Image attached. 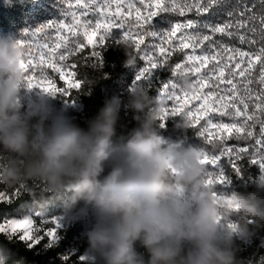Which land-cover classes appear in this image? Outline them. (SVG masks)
Wrapping results in <instances>:
<instances>
[{
    "label": "clouds",
    "instance_id": "1",
    "mask_svg": "<svg viewBox=\"0 0 264 264\" xmlns=\"http://www.w3.org/2000/svg\"><path fill=\"white\" fill-rule=\"evenodd\" d=\"M25 59L19 40H0V184L90 208L87 251L96 264H237L235 238L251 233L229 217L264 223V175L225 204L208 183L203 153L163 135L162 105L139 87L124 103L137 124L126 139L118 136L119 97L86 128L58 112L49 99L55 94L40 87L22 107ZM189 126L187 118L176 124Z\"/></svg>",
    "mask_w": 264,
    "mask_h": 264
},
{
    "label": "snow or ice",
    "instance_id": "2",
    "mask_svg": "<svg viewBox=\"0 0 264 264\" xmlns=\"http://www.w3.org/2000/svg\"><path fill=\"white\" fill-rule=\"evenodd\" d=\"M75 2L84 9L90 7L85 0ZM222 3L223 0H138V3L137 0H103V3L91 0V4L96 5L95 11L101 17L107 16L106 19L82 20L81 17L88 16V11L79 16L73 12L72 23L49 22L25 35L34 39L20 41L25 50L22 66L27 87H40L54 94L79 89V81L69 83L68 88H57L48 70L58 73L61 80H65L66 74L76 76L80 61L99 58L98 49L105 45L113 29H120L123 43L137 51L146 46L142 58L147 66L137 80L147 79L153 69L169 63L175 53H184V61L176 63L173 70L183 78L184 84L179 91L175 86L166 90L161 100L162 126L169 115L182 113L208 144L233 139L244 142L229 146L221 153L230 158L237 174L239 162L245 156L264 169V12L257 15L255 4L245 5L239 11H228L229 19L222 22L201 24L194 19H184L172 22L162 33L146 31V25L161 13L203 16ZM260 3L264 5V0ZM113 4L115 11H112ZM217 35L238 40L241 45H248L249 50L221 43L215 39ZM148 37L153 38L151 44H146ZM256 45L258 49L253 50ZM85 49L89 52L82 55ZM69 69L72 71L68 72ZM192 76L196 79L192 80ZM192 101L198 103L190 107ZM169 102L172 106L165 107ZM257 125L258 135L254 131ZM249 141L254 143H247ZM221 156L203 154L201 161L207 166L208 183L214 187L227 183L222 172L212 171ZM5 198L0 196V200ZM5 230L22 232L23 238L30 239L33 225L30 220L10 221L0 224V232ZM48 235L54 238V230Z\"/></svg>",
    "mask_w": 264,
    "mask_h": 264
},
{
    "label": "rangeland",
    "instance_id": "3",
    "mask_svg": "<svg viewBox=\"0 0 264 264\" xmlns=\"http://www.w3.org/2000/svg\"><path fill=\"white\" fill-rule=\"evenodd\" d=\"M85 2L90 5L88 9L76 5L75 0H58L49 21L31 25L15 35H8L0 30V40H32L34 39L33 37H25V35L49 22H60L61 20H65L66 23H72L71 14L73 12L79 16L81 12L88 11V16L81 17V19L91 20L90 15L96 12V5H92L91 0H85ZM98 3H103V0H98ZM112 11H115V4L112 5ZM192 14L194 13H189L186 17H179L173 14L161 13L146 25V31L162 33L170 27L172 22L183 21ZM105 18H107V16H105ZM39 35L40 34H38V36ZM122 36V30L113 29L107 37L105 45L98 49L100 52L99 58L89 57L86 62L81 60L76 69V76L66 74L65 80H61L58 73H53L55 79L52 82L57 88H68L69 83L75 81L80 82L79 89H69L68 94L57 92L54 96L49 98L55 109L58 112L63 111L73 123L79 121L80 123L87 124V121L98 113L95 108L94 97L91 94L93 75L102 70L113 69L112 61L115 58L125 57L129 59L130 53L131 63L136 64L138 61H141L143 66L136 70L134 80L127 89L129 94L137 87L142 88L148 94L149 98L154 101V106H159L161 105V100L166 90L175 86V90L179 91V89L183 87V78L178 74H174L173 70L176 63L184 61V53H175L171 57L169 63L153 69L151 75L148 76L147 79L137 80L139 73L147 66L145 60L142 58L143 48L146 46H141L142 50L137 51L129 44L123 43ZM222 38L223 36L219 35L215 37L219 42L222 41ZM152 42V37L146 38V44H151ZM88 52L89 49H85L82 55H87ZM199 53L200 50H197V54ZM71 71V69L68 70V72ZM191 79L195 80L196 77L192 76ZM237 79L240 78L237 77ZM41 83L44 84L45 82ZM40 94L41 90L39 88H23L19 97L22 107H26L27 104L31 103L33 99ZM197 103L196 101H192L189 106L191 107L193 104ZM164 106L171 107L172 105L171 102H169L168 105L166 104ZM185 118L186 117L182 113L169 115L163 122V126L166 124L174 126ZM182 131H184V133H194L195 137L193 139H184L178 136L176 138L171 137L170 139L180 142L184 148H196L210 157L221 156L225 148L236 146L238 143H244L233 139L215 144H208L205 139L199 135L198 128L189 126L187 129H182ZM254 131L257 135L259 134V125H257ZM247 143H254V141H249ZM212 171L217 174L222 172L227 179V183L218 184L214 187V194L221 196L225 204L230 203L227 196L232 193L253 191V185L257 179L261 175H264V169L252 163L247 156L243 157L239 162V174L233 170L230 158L223 156H221L217 166L212 169ZM27 193L28 192L23 190H9L6 189L4 185L0 184V196L6 197L0 200V203H13ZM80 204V206L77 205L74 208H70L63 199L45 195L32 202L22 204L14 211L0 213V224H5L10 221L30 220L33 225V232L30 239L23 238L24 234L22 232L12 233L5 230L0 233H3L9 239L16 238L22 240L30 248H36V254L42 257V261L45 264H96L95 259L92 258L87 251L88 242L86 236L87 230L94 222V216L90 208H86L82 202ZM239 216L241 215L233 214L230 218L232 220H238ZM250 222L253 225L255 224L254 221ZM254 226L257 229V234L264 240V223H261L259 227H257L256 224ZM249 228V232L251 233L250 236L245 237V239L240 242L235 240V258L237 264H255L254 261L251 262L249 260L252 256H256L258 242L252 227ZM53 230L54 238H50L48 232ZM262 250H264V247ZM258 257V263L264 264V253L262 256ZM0 264H20V262L13 259L9 251L0 244Z\"/></svg>",
    "mask_w": 264,
    "mask_h": 264
},
{
    "label": "trees",
    "instance_id": "4",
    "mask_svg": "<svg viewBox=\"0 0 264 264\" xmlns=\"http://www.w3.org/2000/svg\"><path fill=\"white\" fill-rule=\"evenodd\" d=\"M58 0H0V30L8 35H15L21 32L23 29L35 25L37 23H43L51 19L53 9L56 8ZM256 5V12L259 15L264 12V5L260 3V0H223V3L215 7L209 14L203 16H197L195 14L189 15L186 19H194L203 24L206 22H222L229 19L227 16L228 11H239L243 6ZM259 40V37H256ZM221 43L228 44L229 46H235L242 48L243 50H249L248 45H241L238 40L230 39L223 36ZM259 45L253 46V50L258 49ZM128 58H115L113 62V69L102 70L93 75V81L91 84V94L95 100V108L97 111L110 101L113 97H119L122 101L120 110L119 124L123 125L122 128L118 127V136L122 135L125 139L128 133L137 126L136 121L133 119V113L124 107V103L127 100L129 93L128 87L134 80L135 72L143 66L141 61L134 63H126ZM148 95V94H147ZM75 124L82 128H86V123ZM163 135L167 138L181 137L184 139H193L194 133H184L182 129L176 127V125L166 124L163 126ZM121 143L119 139L116 141ZM249 166V164H248ZM51 196V194H42L40 190H35L33 193L25 194L18 198L13 203H0V213L11 212L19 208L22 204L32 202L43 196ZM79 206L81 204H78ZM259 232V231H258ZM237 241V240H236ZM240 242V241H239ZM0 244L3 245L10 253L13 259L20 262V264H45L42 261V257L36 254V248H30L28 245L19 239H9L3 233H0ZM137 249L143 254L145 261L148 260L149 254L143 248L137 245ZM264 250L259 248L256 256L254 257V263H258V256H262Z\"/></svg>",
    "mask_w": 264,
    "mask_h": 264
},
{
    "label": "built area",
    "instance_id": "5",
    "mask_svg": "<svg viewBox=\"0 0 264 264\" xmlns=\"http://www.w3.org/2000/svg\"><path fill=\"white\" fill-rule=\"evenodd\" d=\"M91 17V20L93 21V22H95V20L96 19H106L105 17H101L100 18V16L98 15V13L97 12H94L92 15H90ZM48 74H49V76H50V78H51V80L52 81H54V79H55V77L53 76V72L51 71V70H48ZM229 219H230V217H229ZM245 219H247V218H245V217H242V216H239L238 217V223H240V224H244V220ZM255 237H256V240H257V248H263V245H264V240L263 239H261L260 237H259V234L258 235H255Z\"/></svg>",
    "mask_w": 264,
    "mask_h": 264
},
{
    "label": "bare ground",
    "instance_id": "6",
    "mask_svg": "<svg viewBox=\"0 0 264 264\" xmlns=\"http://www.w3.org/2000/svg\"><path fill=\"white\" fill-rule=\"evenodd\" d=\"M230 221H233V222H237L238 223V220H232L231 218H230ZM245 223H247V226H248V228L249 227H252V229H253V232L256 234V235H258L257 234V229H256V227L249 221V220H247V219H245L244 220V224ZM250 229V228H249ZM254 234V235H255ZM260 237V236H259ZM261 239H262V237H260ZM243 239H245V238H239V237H237V238H235V240H237V241H241V240H243ZM263 247H264V245H263ZM259 249V248H258ZM254 257L255 256H252V258L249 260V261H251V262H253V260H254Z\"/></svg>",
    "mask_w": 264,
    "mask_h": 264
}]
</instances>
